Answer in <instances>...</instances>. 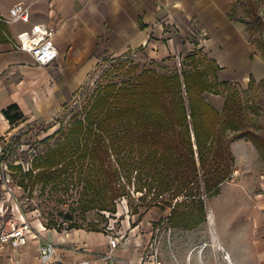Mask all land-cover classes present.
Returning a JSON list of instances; mask_svg holds the SVG:
<instances>
[{"label":"trees","instance_id":"obj_1","mask_svg":"<svg viewBox=\"0 0 264 264\" xmlns=\"http://www.w3.org/2000/svg\"><path fill=\"white\" fill-rule=\"evenodd\" d=\"M241 2L248 16L237 15L236 5ZM241 2L232 6L229 17L245 27L252 43L249 33L263 28L264 21L255 0ZM0 28L6 26L0 23ZM259 48L264 53V43ZM181 64L180 72L158 73L143 67L137 73V65L126 68L120 62L114 70L126 68L125 81L97 84L81 112L46 137L60 135L32 159L30 169L21 173L20 165L12 167L22 175L20 186L33 188L41 182L56 188L61 182L71 184L74 178L81 186L78 205L84 212L115 213L117 200L128 195L133 184V192L141 193L138 200L152 194L147 207H171L164 219L170 227L192 230L204 222L203 195H218L233 172L231 142L245 138L264 157V136L247 126L248 115L237 94H228L220 110L206 100L205 94H217V87L232 86L217 81L220 67L215 60L194 49ZM3 114L11 125L24 119L16 104L3 109ZM35 169L38 172L33 175ZM60 175L66 180L57 181ZM166 193L168 199L159 200ZM133 211L141 214L137 207ZM66 218L70 221L65 229L82 228L70 216ZM87 230L103 231L95 225Z\"/></svg>","mask_w":264,"mask_h":264},{"label":"crops","instance_id":"obj_2","mask_svg":"<svg viewBox=\"0 0 264 264\" xmlns=\"http://www.w3.org/2000/svg\"><path fill=\"white\" fill-rule=\"evenodd\" d=\"M241 1L13 0L1 5L0 12L7 13L16 3L30 4V22L18 28L37 23L53 28L58 55L49 65H39L29 53L13 49L4 36L0 40V141L12 139L20 124L45 123L56 117L91 77L99 59L96 54L101 52L111 58L140 52L162 59L201 49L220 67L217 81L244 85L250 79H264V60L256 54L245 27L229 17L232 6ZM255 61L261 65L258 76L252 71ZM11 104L24 116L13 125L3 114ZM0 171L4 177L1 165ZM244 220H250V226L238 232V244L222 237L201 257L191 252L189 262L264 264V215L253 218L248 213ZM32 229L25 245L15 249L0 245V264H44L39 247L45 243H51L56 257L65 261L154 264L144 251L153 227L130 228L118 237L115 248L108 243L107 231L46 228L37 222ZM105 255L111 256L108 263L102 260Z\"/></svg>","mask_w":264,"mask_h":264},{"label":"rangeland","instance_id":"obj_3","mask_svg":"<svg viewBox=\"0 0 264 264\" xmlns=\"http://www.w3.org/2000/svg\"><path fill=\"white\" fill-rule=\"evenodd\" d=\"M10 1L13 0H0V6L7 5ZM255 2L264 21V0H255ZM236 12L238 16H248L246 5L242 2L236 5ZM249 34L256 54L264 60V53L259 48L260 43H264V27ZM183 57L160 59L139 52L136 55L111 58L101 54L91 77L56 117L45 123L20 124L12 139L0 141L6 149L0 159L5 174L4 177L0 175L2 181L0 230L7 229L11 220L26 221L30 224L31 231L32 225L36 222L47 228L53 224L55 228L60 226L65 229L70 221L66 218L68 216L71 217L72 222L82 228L87 229L95 225L109 234L119 232L121 234L119 237H123L125 231L136 225L143 231L146 227H153V236L144 251L148 255L152 253L151 251H156L157 264H191L189 262L191 252L195 253L197 258L201 257L204 249L208 251L209 246L220 244L222 237L231 244H238L240 241L238 232L250 226V220H244L246 215L250 213L253 218L264 215V157L245 138L231 142L230 150L234 156L233 172L219 187L218 195L213 197L203 195L206 219L192 230L170 227L168 221L164 219L171 207H165L164 210L154 206L147 207L146 203L152 194H148L143 201L138 200L141 193L133 192V184L129 187V194L117 200L115 213L97 209L84 212L78 205L81 186L74 178L71 184L61 182L56 188L52 183L42 186L41 182H36L33 188L28 186L24 189L20 186L22 175L12 169L16 165H20L21 173L30 169L32 159L54 145L60 135L46 137L53 134L60 125L67 126L74 113L81 112L97 84L106 81L117 83L125 81L129 76L126 68L130 65H137V73L143 67L153 68L158 73L171 70L180 72L183 67L181 64ZM122 61L126 63V68L115 71L114 68H117ZM260 67L261 65L255 61L252 69L255 76L261 71ZM231 84L229 89L217 87V94L206 93V100L221 109L228 94H237L241 107L248 115L247 126L264 136V79H253L244 85L237 82ZM37 172L38 169H35L33 175ZM62 180H66V177L60 175L57 181ZM166 199H168L167 193L159 198L163 202ZM181 200L182 197H179L178 201ZM134 207L139 209L140 215L134 213ZM148 221L150 224L147 226Z\"/></svg>","mask_w":264,"mask_h":264},{"label":"built area","instance_id":"obj_4","mask_svg":"<svg viewBox=\"0 0 264 264\" xmlns=\"http://www.w3.org/2000/svg\"><path fill=\"white\" fill-rule=\"evenodd\" d=\"M29 22L30 4L19 2L12 5L7 13L0 12V23L7 26L6 29L0 28V31L13 49L29 53L39 65H49L58 55V50L53 42L55 31L43 23L32 24L28 29L18 28V25ZM11 27H13V30H11ZM3 153L4 145L0 142V159ZM30 231V224L26 221L11 220L8 222L7 229L0 230V245L7 244L11 248H19L27 243V235ZM120 235L119 232L108 235V243L111 248L117 246ZM151 252L148 258L151 259V262L157 264V260H155L157 252ZM39 256L44 264H90L87 259L65 261L61 257H56L51 243H45L39 247ZM102 260L104 263H108L111 256L105 255Z\"/></svg>","mask_w":264,"mask_h":264},{"label":"bare ground","instance_id":"obj_5","mask_svg":"<svg viewBox=\"0 0 264 264\" xmlns=\"http://www.w3.org/2000/svg\"><path fill=\"white\" fill-rule=\"evenodd\" d=\"M227 253V252H226ZM228 254V253H227ZM227 254H225V258H226V260L229 258V256L227 255ZM228 261V260H227Z\"/></svg>","mask_w":264,"mask_h":264}]
</instances>
